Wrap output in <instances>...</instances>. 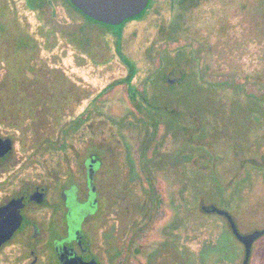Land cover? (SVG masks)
I'll list each match as a JSON object with an SVG mask.
<instances>
[{"label": "rangeland", "instance_id": "1", "mask_svg": "<svg viewBox=\"0 0 264 264\" xmlns=\"http://www.w3.org/2000/svg\"><path fill=\"white\" fill-rule=\"evenodd\" d=\"M4 4L7 10L2 12ZM262 7L264 10L263 0L259 1V12ZM1 13L2 22L17 24L35 39L37 47L30 66H34L47 83L52 82L50 94L71 93L73 88L86 93L87 97L80 101L72 95L67 103L73 108L74 117L87 110L92 115L89 127H81L85 134L80 139L76 134L73 136V151L69 150L68 156L74 160V153L85 154L91 144L99 146L115 135L122 142L121 154L125 156L128 151L133 155L134 174H138L135 160L145 132L143 129L139 133V129L145 123L133 107L127 85L122 81L128 74L122 55L138 67L131 83L141 90L148 68L155 65L148 56L155 59L157 56L156 51L149 52V46L156 43L159 47L164 43L172 51L179 44L197 48V42L189 41L191 39L185 34L180 41L166 43L158 32L161 18L169 23L176 9L170 10L166 0H156L148 15L124 23L120 42L111 32H102L100 25L84 21L64 0H52L48 5L49 22L40 20L38 11L27 8L26 0H0ZM244 16H233L227 22V25L230 23L229 34L223 37L228 35L229 40H216L218 37L209 33L207 22L195 24L205 35L203 38L208 43L205 49L210 50L205 57L200 54L197 61V66L206 67V73H201L202 70L193 73L205 87L187 80L178 96L182 107L176 103L167 106L165 130L169 131L157 141L158 150L172 152L173 158L175 151L182 148V181L176 180V168L172 163L170 169L157 172L166 208L152 229L141 233L138 226L136 230L131 229L132 215L126 210L144 190L139 175L134 176L133 194L119 199L105 219L101 243L104 264H241L244 249L232 235L227 221L215 213L202 211V204L213 203L227 210L242 233L264 228V107L249 95L256 90L254 79L247 80L264 71V35L259 34L260 22ZM80 25L85 37L92 35L98 40L89 45L79 44L70 32L78 30ZM12 61L13 58L8 64L0 56V81L9 74V67L14 68ZM26 76L36 81L29 70ZM209 79L223 84L224 89L220 85V88L217 85L208 88L202 83ZM149 86L146 90L151 92L153 88ZM62 96L58 95L59 100L55 102L62 100ZM169 109L182 112V116L177 117ZM130 113L136 116L131 127L126 120H121ZM180 117L183 118L182 127L178 124ZM43 123L45 119L41 116L34 121L24 119L25 125L36 127ZM0 134L14 136L15 161L33 160V151L23 150V145L29 146L30 142L21 143V136L15 129L0 125ZM108 155L111 160V152ZM38 160L48 161L52 166L61 165L56 171L67 170L62 159L47 153L40 159L38 156ZM135 239V244H131ZM139 244L143 246L136 253L134 247ZM249 264H264V236L253 244Z\"/></svg>", "mask_w": 264, "mask_h": 264}, {"label": "flooded vegetation", "instance_id": "2", "mask_svg": "<svg viewBox=\"0 0 264 264\" xmlns=\"http://www.w3.org/2000/svg\"><path fill=\"white\" fill-rule=\"evenodd\" d=\"M67 1L76 8L70 0ZM236 1L238 0H166L170 10L176 9V13L169 17V23L161 18L158 32L166 43L180 41L185 34L191 39L189 41L197 42V48L179 44L172 51L168 44L160 43L158 47L153 43L149 46V52L156 51L157 56L155 59L149 55L148 59L155 62V65L148 68L141 90H137L131 83L138 67L136 64L133 67L126 64L128 74L122 81L127 85L133 107L145 123L143 128L139 129V133L143 129L145 132L135 160L138 164V174H134L133 155L128 151L125 156L121 154L123 150L119 146L122 142L115 138V135L108 139L109 142H102L99 146L91 144V149L85 154L74 153V160L68 156L69 150L73 151V136L76 134L77 139H80L85 134V127H89V119L92 118L88 110L74 117L73 108L67 104L72 95H75L76 101L87 97L81 89L73 88L71 93L66 91L50 94L52 82L45 81L47 86L42 84V91L36 90L35 88L44 81H40L42 75L35 71L34 66H22L20 68L23 73L18 75L17 80L20 87L17 95L13 96L12 81L9 80V74L5 75L3 81H0V125L15 129L21 136V143L30 142L29 146L23 145V150L31 149L33 160L25 163L15 161L14 136L0 134V264H104L101 243L105 219L110 208L119 203V199L133 194L135 175H139L144 190L142 194L134 193L137 194L134 203L128 204L126 209L128 214L132 215L131 229L136 230L135 227L138 226L141 233L152 229L166 208V197L158 186L157 172L170 169L169 164L172 163L176 168V180L182 181L183 178L182 148L175 151L174 158L172 152L158 150V138L169 131L165 130L168 120L167 106L172 103L181 106L182 102L178 96L187 80L195 77L193 73H200L201 70V73H206V67L197 66V61L200 54L207 56L210 50L205 49L208 48L207 40L196 25L207 22L210 25L209 33L215 34L218 37L216 40H229L228 35L223 37L229 34L230 23L227 25V22L233 16L239 17L243 14V11L237 9L233 11V2L238 3ZM155 2L156 0H148L141 12L144 14L139 19L151 12ZM71 6L74 12L88 22L85 17L90 18L89 16ZM134 17L127 18L122 23L139 20ZM92 20L95 24L102 23ZM79 27L78 30H72L70 36L83 42L86 39L85 33L82 25ZM131 68H134L135 72L130 81H125L131 73ZM26 70L34 73L36 81L29 80ZM191 81L205 87L201 85L200 78ZM202 83L208 88L222 85L210 79ZM160 84L163 85L162 88ZM148 85L153 88L151 92L146 90ZM61 94L64 95L62 100L55 102ZM41 100H50L56 104L54 111H44L47 106L35 105ZM12 102L17 104L15 113L11 111ZM30 103H33V107H22V104ZM58 108L62 109V113L56 114ZM169 110L176 113L177 117L182 116L180 111ZM39 116L45 119L43 126L24 124V119L34 121L38 120ZM125 117L121 120H126L129 127L134 125L136 116L133 113ZM182 119L178 118L181 127ZM104 132L102 129L103 135ZM46 153L62 159L67 170H55L61 168V165H57L59 161H56L57 166H52L48 161L38 160V156L40 159V156ZM129 206L133 213L129 212ZM210 206L216 205L202 204L201 209L206 213H214L207 211ZM135 242L136 239L130 241L131 244ZM141 246L143 245L135 246L134 252H140Z\"/></svg>", "mask_w": 264, "mask_h": 264}, {"label": "trees", "instance_id": "3", "mask_svg": "<svg viewBox=\"0 0 264 264\" xmlns=\"http://www.w3.org/2000/svg\"><path fill=\"white\" fill-rule=\"evenodd\" d=\"M259 1L261 0H238L236 1L238 3L234 4L233 2L232 8L234 12L236 9L243 11L242 13L245 15L244 17H252L253 19H255V22L257 21L260 22V25L257 26L258 28H261V30L259 29V34L264 35V10L262 7V11L259 12ZM51 2L52 0H26V7L31 10L38 11L40 20L44 22H49L47 7L49 4H51ZM64 2L69 7L71 6L70 4H68L67 0H64ZM6 6L5 4L1 6L3 9L2 12H4V10H7ZM74 9L77 10L76 8ZM51 14L53 15V12H51ZM143 14L144 13H141L134 18L139 19L142 17ZM0 15H2V13ZM0 17H1L0 18V56H2L3 60L6 61V63L8 64H11V58L14 59V61H12L13 64L15 65L14 68L9 67L8 70H9V76H10L9 80L12 81L11 91L13 93V96H16L18 88L20 87L19 83H17L18 75L23 73L20 67L30 66L32 58L35 57V55L34 54L32 55V53L33 51L35 52L37 45H36L35 39L26 32V29H22L17 24H14V23L12 24L9 21L2 22L3 18L2 16ZM85 18L86 20H88L87 23H89V21L92 23H96L95 21H93L92 19L88 17H85ZM98 24L100 25L99 27L101 28L102 32H105V33L111 32L112 34H114L115 38L117 39V42L121 41L124 23L117 25V26L102 24V23H98ZM97 40L98 38H94L92 37V35H89L86 37V39H84L83 42L78 41V43L79 44L85 43L89 45L92 41H97ZM122 59L126 64H128L131 67H133L135 64L131 62L128 58H126L124 55H122ZM134 72H135L134 68H131V73L125 81H130ZM252 79H254L256 90L254 93H249V95H252L257 100H259L262 104V107H264V71L257 72V75L254 78L247 77V80H252ZM191 80H195L194 77L191 78ZM40 81H42V78ZM224 82L226 83L227 79H225ZM42 84H46L45 80L42 83H40L39 86H37V88L35 89L36 90L39 89L42 91L44 87V85L42 87ZM1 87H2V84H0V91H1ZM222 89L224 88L222 87ZM245 94L247 95V93ZM38 104H40V106H43V107L45 106L48 107L47 109H44V111L45 110L48 111V109H50L51 111H54V108L56 105L52 103L50 100H46V101L41 100L35 105H38ZM20 105L21 104H18V106ZM0 106H1V102H0ZM15 106H17V104H15L14 102L10 104V107H12L11 111L13 113H15ZM22 107L31 108L33 107V103H30L27 105L22 104ZM60 113H62V109H59V108L56 109V114H60Z\"/></svg>", "mask_w": 264, "mask_h": 264}, {"label": "water", "instance_id": "4", "mask_svg": "<svg viewBox=\"0 0 264 264\" xmlns=\"http://www.w3.org/2000/svg\"><path fill=\"white\" fill-rule=\"evenodd\" d=\"M70 2L85 15L96 21L109 25H119L125 19L141 13L145 9L148 0H70ZM207 211L226 218L232 234L244 248L242 264H249L253 243L264 235V228L242 233L227 210L210 206Z\"/></svg>", "mask_w": 264, "mask_h": 264}]
</instances>
